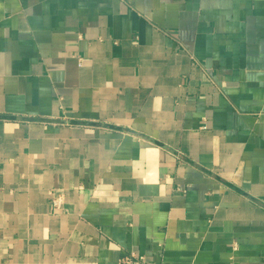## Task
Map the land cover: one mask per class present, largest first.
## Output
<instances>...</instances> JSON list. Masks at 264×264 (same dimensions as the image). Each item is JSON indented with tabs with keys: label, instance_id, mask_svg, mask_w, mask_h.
<instances>
[{
	"label": "crops",
	"instance_id": "1",
	"mask_svg": "<svg viewBox=\"0 0 264 264\" xmlns=\"http://www.w3.org/2000/svg\"><path fill=\"white\" fill-rule=\"evenodd\" d=\"M131 251L264 264V0H0V264Z\"/></svg>",
	"mask_w": 264,
	"mask_h": 264
},
{
	"label": "built area",
	"instance_id": "2",
	"mask_svg": "<svg viewBox=\"0 0 264 264\" xmlns=\"http://www.w3.org/2000/svg\"><path fill=\"white\" fill-rule=\"evenodd\" d=\"M61 203L60 197L54 199V205L57 207ZM122 264H146L145 258L143 255L138 254L137 252L131 251L125 254L121 258Z\"/></svg>",
	"mask_w": 264,
	"mask_h": 264
}]
</instances>
